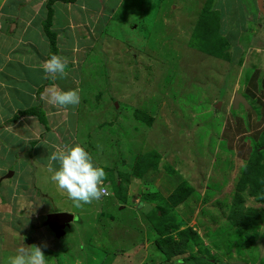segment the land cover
Returning <instances> with one entry per match:
<instances>
[{
    "label": "rangeland",
    "instance_id": "374dc122",
    "mask_svg": "<svg viewBox=\"0 0 264 264\" xmlns=\"http://www.w3.org/2000/svg\"><path fill=\"white\" fill-rule=\"evenodd\" d=\"M21 1L18 9L27 16L30 0ZM81 2L86 7L90 1ZM103 6L97 23L91 19L92 5L90 13L83 11L81 27L76 21L80 10L72 7L70 22L76 31L65 27V8L56 11V26L70 42L66 49L84 44L76 54L57 52L67 62L73 56L78 61L67 64L65 77L48 76L44 82L36 69L41 55L32 56L34 70L26 69L27 61H22L25 68L17 65L18 78L30 80L16 95L22 101H14L13 107L35 109L43 128L36 134H25L21 128L23 133L13 138L0 127V175L14 172L0 185L20 188L15 192L19 206L15 196L0 191V234L8 239L0 235V264H7L11 256L7 246L13 242L17 249V243L26 240L28 220L34 217L37 225L36 219L47 210L75 217L69 228H62L59 242L42 240L46 230L34 228L31 246H41L44 255L52 251L46 256L49 264H194L186 260L189 256L204 264H264V163L258 177L245 174L253 151L261 152L264 161V105L257 102L264 103V0H104ZM9 9L5 6L2 12ZM205 10L220 19L214 39L227 41L229 59L203 53L196 45L200 39L194 26ZM12 25L0 40L15 37L18 32L10 33ZM83 33L89 37L84 39ZM222 51L220 55L226 53ZM249 81H257L256 87H249L257 88V94L245 92ZM54 90H78L81 101L66 109L51 103L44 108L37 98ZM235 94L246 99V109H232ZM14 96L9 88L4 100ZM48 107L54 113L48 114ZM248 111L257 114L252 125ZM241 118H247L243 128ZM26 136L34 139L24 140ZM76 144L84 146L96 164L107 165L111 191L103 201L102 197L79 208L51 182L47 168L52 152ZM155 153L156 167L144 173L140 167L136 172L143 174L135 177L136 158ZM115 183H121L124 208L117 207ZM181 183L190 193L174 207L169 196ZM162 211L168 212L166 222L178 227L175 233L196 232L199 245L165 258L158 246L164 236L150 221ZM241 222L249 225L251 240L237 227ZM118 228L121 232L115 231ZM93 238L98 247L89 241L86 248L76 247ZM112 255H117L115 261Z\"/></svg>",
    "mask_w": 264,
    "mask_h": 264
},
{
    "label": "crops",
    "instance_id": "0c3cea01",
    "mask_svg": "<svg viewBox=\"0 0 264 264\" xmlns=\"http://www.w3.org/2000/svg\"><path fill=\"white\" fill-rule=\"evenodd\" d=\"M89 1H90L89 5H87V3H86V7L81 2V0H76L73 3H65L62 1H55L53 3V5H52L53 15H52L51 30L56 35V46L58 49V55L61 53L64 54V53H69V52L70 53L72 52L75 54L79 53L80 48H83L84 44H83V42L82 43L81 42L80 43H73L72 48L69 47L68 49H66L67 46H70L69 45L70 42L67 43L66 40H64L65 39L64 34L62 35L60 32L61 30L56 26V23H55L56 11L57 10L60 11V10H62V8H65L64 9V11H65L64 15L65 16H63V17L68 18V24L65 25V27H67L69 29H73L74 31H76L78 29V27H81V25H82L81 24V22H82L81 20H83L81 18L82 12L87 11L90 13L91 10L89 8L91 5L94 7V13H93V17L91 19H94L95 23H97L99 18L102 17V15L104 14L103 13V11H104V6H103L104 0H102V1L101 0H89ZM21 2H22L21 0H18L17 2L12 1V0H10V1L9 0H1L0 1V36L6 35L7 28L11 23H13L14 25L11 26L12 30L10 31V33L16 34L18 32L15 35V37L7 39L8 42H7V40H0V100H4L5 98H7V97H5V94L9 88L15 94V96L12 99H7L6 101L4 100V102H0V117L6 118V120H0V127L2 126L3 131L5 133L11 134L13 138H14V135L17 137V135H19V134L21 135V133H23V132H21V128L24 129L25 134H36L33 132H35V131L39 132L40 128H43L41 120L39 119L40 120V122H39V120L37 121V119H36V118H38V116H37V114L34 113V111H36L35 109H31L30 107H28L27 109L26 108L24 109L22 107L21 108L20 107H18V108L13 107L14 101H19V102L22 101V98L18 97L16 95H18V93H21L22 90L26 88L25 87L26 80H30V78L28 76L25 78L23 75L20 78H18L19 77V74H18L19 71L17 72V70H16L18 67L17 65H20L22 68H25L27 66L22 64V61H27V62H29L30 65L26 69L34 70L33 65H32V64H34L32 62V56L41 55L42 56V62H41V64L36 65V69L40 71L39 72V75L41 74L40 78L43 79V81L45 82L47 79L45 78L46 74L43 71V68H44L45 61H47L49 59L48 56H49V52H50L49 43L47 41V38L45 37L44 29H43L44 28L43 27L44 22L46 21V18H47V8H46L47 1L46 0H37L36 3L33 4L32 1L30 0L29 3L26 4V6H28L29 11H30L27 14V16L24 13L25 10L23 11L22 9L21 10L18 9L19 8L18 6H20L22 4ZM5 6H9L10 9L7 10L6 12H2L3 8ZM42 7H43V13L41 12ZM72 7H74V8L78 7L80 10L79 11V17H77V19H76V21L78 23L77 28L75 27V25H73L70 22V21H72L71 20L72 16H70ZM87 8H88V10H87ZM83 15L86 16L85 14H83ZM2 19H3V22H2ZM62 31H64V30L62 29ZM89 33L87 35L85 33H83L82 34L83 38L84 39L88 38ZM73 38H74V35L71 34V39H73ZM25 57L27 58L26 60L23 59ZM71 59H72L71 62H70V60H68V62H67L68 65H73V63H74L73 60L76 61L75 56H73V58H71ZM77 62L78 61H76V63ZM69 69H71V67H69ZM250 81L246 85L247 88H245V92L257 94V92H258L257 88H255V90L249 89V87H252V86L254 87L255 83L257 84V81H255V83L254 82L250 83ZM31 90H34V87ZM27 91H30V90H27ZM30 94L31 95H29V96H32V92H30ZM48 98H50V93L43 91L41 93L40 97L37 98V101L39 100V103L42 101L44 103V108H45L50 103ZM262 98L264 100V93L262 95ZM80 101H81V99H80ZM260 101L263 102L262 100H260ZM257 102L260 103V105H264V103H261L259 101H257ZM45 103H46V105H45ZM8 106L10 107V109L5 111V108ZM52 107H55V106L52 104ZM19 111H31L32 114L23 115L22 117L13 121L14 115L17 114ZM253 111H248L246 114V117L248 118V122L251 125L254 124V122L256 120V116H257V114ZM47 112H48V114L54 113L50 107L47 108ZM247 118H246V120L241 118V121L239 122L241 128H243L244 124H246ZM39 133L37 135H39ZM37 135L35 136V139H36ZM30 139L33 140L34 138H31V136H26V138H24V140H30ZM39 139H40V136H39ZM228 139H230L229 136H228ZM8 149L11 150V146H8ZM2 172L3 171H0V174ZM9 172L10 171H7L6 173H4L5 175H0L1 176L0 177V184H2V182L4 180H8V179L13 178L14 172H12V171H11L13 173L12 176L6 177ZM109 184L110 183L105 180V185H109ZM18 185L19 184H17V186H15V188H13V185H11V184L5 185L4 187H1V185H0V191H1V189H3L6 192L8 197L13 196V198H14L16 190L18 189L17 191H20V188ZM23 187L25 189L28 188L26 186H23ZM104 198H108V196L103 197L102 201ZM15 204L17 206H19L18 205L19 202H17L16 196H15ZM117 207L118 208H124V206L120 205L119 203H118ZM54 213H64V214H68V215L73 216V214H71L69 212H56V211H52V210L51 211L47 210V212L43 215L42 218H40L39 220L36 219L39 222L37 225L34 224V219H33L34 217L30 218L28 220V222L30 223V225H29L30 232L28 233L29 235L28 236L26 235L27 232L24 233V236L27 237L26 240L24 242L21 241V243L20 242L17 243V245L19 244V246H22V245L31 246V244H33V243H32L30 238L33 239V235H34L33 233L35 231L34 228L38 227V226H41L42 229L43 230L45 229L47 232L45 234L47 236V238H42V240H47L50 242L51 238H53L57 242H59L61 239H63L64 238L63 236L57 238L56 232L52 231L49 226L45 225V223L47 221V217L51 214H54ZM73 218L75 220L74 216H73ZM74 220L70 221L65 226V229L69 228L71 226L72 222H74ZM20 223H22V222H20ZM100 223L101 222L98 219L97 224L99 225V227H100ZM81 229H82V227H81ZM96 231L93 234L95 236H97ZM115 231H120V230L118 228ZM84 232L86 233L85 230H84ZM1 236L5 240H8L3 235H1ZM87 241H89L88 243L92 244L94 247L99 246V244L97 245V243L95 242V239L93 238V239H85V242H83V244L76 245V247H81V248L88 247ZM41 242H43V241H41ZM98 243H99V241H98ZM13 244H15V243L12 242V246L6 247V248H9L11 250V256L15 254L13 251L14 250L16 251V249L13 247ZM0 249H2V248L0 247ZM48 253L53 254L52 251H49ZM51 254L45 255V257L49 256ZM112 256H113L114 261H115V258H117V255H112ZM51 258L54 260L53 256Z\"/></svg>",
    "mask_w": 264,
    "mask_h": 264
},
{
    "label": "clouds",
    "instance_id": "9594fccd",
    "mask_svg": "<svg viewBox=\"0 0 264 264\" xmlns=\"http://www.w3.org/2000/svg\"><path fill=\"white\" fill-rule=\"evenodd\" d=\"M66 67V58L52 55L44 63L45 78L47 79L49 75L52 78H56L57 75L65 77ZM49 102L66 109L68 106L79 105L80 94L78 90H54L50 94ZM54 164H57L58 168L54 167ZM106 167V164L104 166L96 164L93 155L80 144L61 148L48 156L47 168L51 173V182L58 190L66 193L77 208L111 195L110 186L105 185ZM7 264H49V260L46 259L41 247L22 245L8 258Z\"/></svg>",
    "mask_w": 264,
    "mask_h": 264
},
{
    "label": "trees",
    "instance_id": "16d2710c",
    "mask_svg": "<svg viewBox=\"0 0 264 264\" xmlns=\"http://www.w3.org/2000/svg\"><path fill=\"white\" fill-rule=\"evenodd\" d=\"M55 1L73 3L76 0H47L48 2L46 5L47 18L46 21L44 22L43 29H44L45 37L47 38V41L49 43L50 52L48 58H50L52 55H57L58 52L56 47V35L51 30L52 15H53L52 5ZM219 22L220 19L218 18L215 12H209L207 10L203 11L194 26V29L197 30L196 35L200 39L198 41V43L199 42L200 43L196 45L203 53H206L208 55L217 58L227 57V59H229L230 57L228 56L226 49L229 48L227 41L225 39H222L221 37H217L216 39H214L215 38L214 32L218 30ZM219 41L220 43H218ZM192 44L194 45V43ZM221 50H224L222 52H226L223 54L224 56L219 54V51ZM26 114H32V112L19 111L17 114L14 115L13 121L17 120L18 118ZM41 118L42 117H40L39 119L42 120ZM156 155L157 154L155 153L150 156H143V155L138 156L136 158L137 160L134 167L135 173L133 172V175H135V177H141V174L146 172L147 169L155 168L158 162ZM249 160L250 161L246 165L247 166L246 168L248 169V172L245 173L246 176L248 178L258 177V174H261L262 171L264 170V169L262 170V167L260 166V164L264 163L263 154L261 152L253 151ZM140 167H142L141 170L143 169V173L136 172V170H138V168ZM113 188L115 190L114 192L117 200L121 205H123L122 203L124 201L123 200L124 197H121L119 190L121 188V183H117V184L115 183V186L113 185ZM184 188H185L184 183H181V186L177 188L175 192L169 196V200L172 206L174 207L179 206L182 202H184L186 196L189 195L190 193L189 189L186 188L184 189ZM241 216L242 214L238 216L239 220H241L242 218ZM167 217H168L167 211L160 212V215H158L156 212L154 215H152V218L150 220L153 221V225L157 233L161 236H164L162 241L158 243V246L162 251V254L165 256V258L171 259L172 257L183 254L185 251L189 250L190 248L192 249L194 246L199 245L200 237L196 232L186 229L175 233L178 227H175V223H172V221L171 223H167L169 222V220L166 222ZM237 227L242 231V234L245 237L249 238L250 240L252 239V237L248 235L249 225H246L245 223L241 222V224H238ZM173 235H177L176 240L172 237ZM186 260L194 264L205 263L203 259L199 257L196 258L195 256H189Z\"/></svg>",
    "mask_w": 264,
    "mask_h": 264
},
{
    "label": "water",
    "instance_id": "95a60500",
    "mask_svg": "<svg viewBox=\"0 0 264 264\" xmlns=\"http://www.w3.org/2000/svg\"><path fill=\"white\" fill-rule=\"evenodd\" d=\"M243 106L245 109L248 107L246 99L235 94L232 99V109H238L239 106ZM221 103L218 102L215 104V109H220ZM115 108H118V105L115 104ZM12 172L10 171L6 177H11ZM73 216L64 214V213H54L47 217L45 225L49 226L52 231L56 232L57 238L62 236L63 227L66 226L70 221H72Z\"/></svg>",
    "mask_w": 264,
    "mask_h": 264
}]
</instances>
